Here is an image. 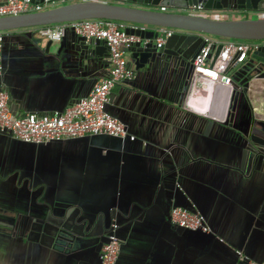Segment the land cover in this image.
<instances>
[{
    "label": "crops",
    "instance_id": "crops-1",
    "mask_svg": "<svg viewBox=\"0 0 264 264\" xmlns=\"http://www.w3.org/2000/svg\"><path fill=\"white\" fill-rule=\"evenodd\" d=\"M205 13L264 17L254 9ZM75 39L68 31L47 46L36 27L4 32L0 89L11 113L61 112L108 74V49L85 56ZM229 40L212 36L217 45ZM124 56L134 74L115 86L106 111L134 140L87 135L35 144L0 132V264H99L97 245L110 232L120 242L115 264L261 261L264 131L247 140L222 125L230 86L191 84L190 75L183 91L169 60L135 70L128 50ZM248 100L253 117L264 119V80L250 82ZM175 206L202 214L211 232L178 231L169 219ZM65 222L81 234L66 252L41 231Z\"/></svg>",
    "mask_w": 264,
    "mask_h": 264
},
{
    "label": "water",
    "instance_id": "water-1",
    "mask_svg": "<svg viewBox=\"0 0 264 264\" xmlns=\"http://www.w3.org/2000/svg\"><path fill=\"white\" fill-rule=\"evenodd\" d=\"M42 0H33L41 2ZM190 5H201L204 10H264V0H83L58 5L38 12L15 16L0 17V32L86 19H109L125 22L129 25H147L148 29L127 28L131 34L140 37L139 42L122 45V50H128L135 70L153 63L158 58L169 60L175 71L181 72V80L186 90L192 72L193 60L205 44L204 35L230 40L248 41L264 39V17L244 19H217L203 15H189L181 11H171L173 8H186ZM158 6H165L170 11H159ZM155 27L174 29V33L165 38L164 43L157 47L155 39L158 32ZM67 35L64 33L62 38ZM61 38V39H62ZM147 40V41H146ZM52 41H48L47 46ZM74 47L85 56L102 57L107 44L98 39L87 40L76 36ZM219 44L213 49V59L221 50ZM109 55V54H108ZM233 89L226 109L223 126L238 130L248 139H253L250 132L255 129L264 131V119L253 117V108L248 100V87L252 80H264V46L246 54L242 63H234L230 69ZM242 121V128L238 121ZM189 211L195 212L194 209ZM178 231L192 230L174 225ZM73 223L65 222L52 226L49 230L45 225L48 244L54 248L71 250L78 242ZM193 232V231H192ZM198 232V231H197ZM107 237L98 243L99 251Z\"/></svg>",
    "mask_w": 264,
    "mask_h": 264
},
{
    "label": "built area",
    "instance_id": "built-area-1",
    "mask_svg": "<svg viewBox=\"0 0 264 264\" xmlns=\"http://www.w3.org/2000/svg\"><path fill=\"white\" fill-rule=\"evenodd\" d=\"M70 2L74 1L42 0L35 3L33 0H5L0 2V17L38 12ZM157 9L163 12L170 11L165 6L157 7ZM171 11L206 16V10L201 5H190L180 9L172 8ZM129 27L148 29L147 25H129L121 21L98 18L36 27L38 34L50 41H59L68 31L87 40L104 41L108 46L109 72L93 85L88 95L79 98L63 111L53 114L37 116L26 113L17 116L9 110L7 92L0 89V132L8 133L19 141L35 144L87 135H108L114 138L134 140V135L128 133L125 125L106 111V105L115 86L132 79L134 74L124 56L122 45L139 42L140 37L129 33L127 31ZM154 30L158 32L155 39L157 47H160L165 38L175 31L165 27H155ZM3 39L4 32H0V75L2 73ZM203 39L205 44L193 60L191 84L210 82L230 86L231 91L232 81L227 74L228 68L234 63L244 62L248 52L264 46V39L229 40L221 44L220 52L213 59V49L217 44L212 41L210 35H204ZM169 219L172 224L179 227L202 233L211 232L204 216L198 212L175 206L170 209ZM119 248V239L113 232H110L101 246L99 264H115ZM250 264H264V258L261 261H252Z\"/></svg>",
    "mask_w": 264,
    "mask_h": 264
},
{
    "label": "bare ground",
    "instance_id": "bare-ground-1",
    "mask_svg": "<svg viewBox=\"0 0 264 264\" xmlns=\"http://www.w3.org/2000/svg\"><path fill=\"white\" fill-rule=\"evenodd\" d=\"M216 87H217V85H216ZM216 89V88H215Z\"/></svg>",
    "mask_w": 264,
    "mask_h": 264
}]
</instances>
